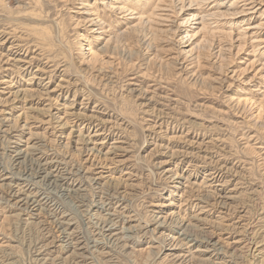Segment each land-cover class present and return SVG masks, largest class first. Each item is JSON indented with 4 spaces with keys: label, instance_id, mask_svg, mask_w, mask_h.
Here are the masks:
<instances>
[{
    "label": "rangeland",
    "instance_id": "rangeland-1",
    "mask_svg": "<svg viewBox=\"0 0 264 264\" xmlns=\"http://www.w3.org/2000/svg\"><path fill=\"white\" fill-rule=\"evenodd\" d=\"M0 264H264V0H0Z\"/></svg>",
    "mask_w": 264,
    "mask_h": 264
},
{
    "label": "bare ground",
    "instance_id": "bare-ground-1",
    "mask_svg": "<svg viewBox=\"0 0 264 264\" xmlns=\"http://www.w3.org/2000/svg\"><path fill=\"white\" fill-rule=\"evenodd\" d=\"M125 38H126V35H125V33H115V34H113V35H110V37H109V41L112 43H115V44H120V43H122L124 40H125ZM149 49H150V46L148 47ZM30 92V91H29ZM18 94H21V92H19V93H17V95ZM23 94V93H22ZM24 95V94H23ZM22 95V96H23ZM16 100V99H15ZM25 100V99H24ZM28 121V120H27ZM64 124V123H63ZM60 125V124H59ZM64 126V125H63ZM78 138H77V144H78ZM96 151V150H95ZM31 168V167H30ZM42 168V167H41ZM35 171V170H34ZM28 173V172H27ZM38 173V172H37ZM36 173V174H37ZM25 174V173H24ZM179 225V226H178ZM178 227H177V232H179L180 230L181 231H183L187 236H189L190 234H188V232H187V229H188V227L186 228L185 227V225H183L182 227H181V223H178ZM180 227V228H179ZM185 227V229L184 230H182L183 228ZM180 234V233H179ZM185 234H180V236H183V235H185ZM191 236V235H190ZM190 236L189 237H187L188 239L190 238ZM193 238V237H192ZM194 239H195V237H194ZM185 240V239H184ZM189 240H191V238L189 239ZM188 240V241H189ZM193 241H195V240H193Z\"/></svg>",
    "mask_w": 264,
    "mask_h": 264
}]
</instances>
